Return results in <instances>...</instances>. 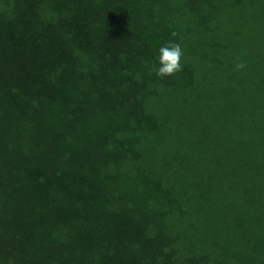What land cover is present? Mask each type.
<instances>
[{
    "label": "trees",
    "instance_id": "trees-1",
    "mask_svg": "<svg viewBox=\"0 0 264 264\" xmlns=\"http://www.w3.org/2000/svg\"><path fill=\"white\" fill-rule=\"evenodd\" d=\"M0 264H264V0H0Z\"/></svg>",
    "mask_w": 264,
    "mask_h": 264
},
{
    "label": "clouds",
    "instance_id": "clouds-1",
    "mask_svg": "<svg viewBox=\"0 0 264 264\" xmlns=\"http://www.w3.org/2000/svg\"><path fill=\"white\" fill-rule=\"evenodd\" d=\"M157 62L159 67L156 69V76L165 78L182 71L181 59L184 55L180 44L170 43L161 46L158 50ZM237 69L244 68L243 63L236 65Z\"/></svg>",
    "mask_w": 264,
    "mask_h": 264
}]
</instances>
